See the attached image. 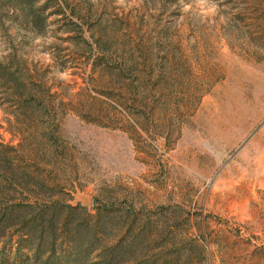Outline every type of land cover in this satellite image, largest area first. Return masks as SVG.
Wrapping results in <instances>:
<instances>
[{
  "label": "rangeland",
  "instance_id": "obj_1",
  "mask_svg": "<svg viewBox=\"0 0 264 264\" xmlns=\"http://www.w3.org/2000/svg\"><path fill=\"white\" fill-rule=\"evenodd\" d=\"M42 4L37 30L0 0V60L46 109L0 87V167L44 198L131 202L155 264H264V0Z\"/></svg>",
  "mask_w": 264,
  "mask_h": 264
},
{
  "label": "trees",
  "instance_id": "obj_2",
  "mask_svg": "<svg viewBox=\"0 0 264 264\" xmlns=\"http://www.w3.org/2000/svg\"><path fill=\"white\" fill-rule=\"evenodd\" d=\"M6 1L14 7L20 6L18 10L31 18L34 27L43 29L40 17L47 4L38 5L39 0ZM0 87L5 88L26 116L40 117L46 112L43 102L39 106V87L25 72L12 65L10 57L0 60ZM0 170L4 171L0 184L5 185L0 189V237L5 233L4 237L13 241L15 235L18 236L13 257L0 252V264L157 263L153 261L158 256L154 253L157 246L150 240L151 221L146 214L139 216L131 202L121 206L97 197L98 204L89 207L80 203L73 205L60 197L44 198L39 192L26 189V173L5 170L2 166ZM38 187L40 184L35 189ZM17 193H26L28 198L17 200L14 198ZM2 198L4 203H1ZM23 249L26 252L23 253ZM172 254H164L158 261L168 264Z\"/></svg>",
  "mask_w": 264,
  "mask_h": 264
},
{
  "label": "clouds",
  "instance_id": "obj_3",
  "mask_svg": "<svg viewBox=\"0 0 264 264\" xmlns=\"http://www.w3.org/2000/svg\"><path fill=\"white\" fill-rule=\"evenodd\" d=\"M209 11H211V9Z\"/></svg>",
  "mask_w": 264,
  "mask_h": 264
}]
</instances>
